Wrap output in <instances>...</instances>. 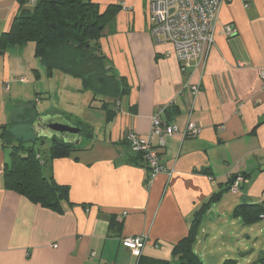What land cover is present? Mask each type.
I'll list each match as a JSON object with an SVG mask.
<instances>
[{"label":"crops","instance_id":"obj_1","mask_svg":"<svg viewBox=\"0 0 264 264\" xmlns=\"http://www.w3.org/2000/svg\"><path fill=\"white\" fill-rule=\"evenodd\" d=\"M27 1L0 0V36L29 10ZM92 1L100 11L116 7L99 41L100 52L125 78L129 92L119 100L112 121H106L90 91H84L90 92L85 110L73 111V104L68 111L40 113L35 104L47 92L34 77L42 68L34 45L0 53V264H135L121 240L141 235L147 237L141 264H180L173 247L187 237L205 205L199 225L204 217L225 213L239 198L264 209V84L257 74L264 66V0L223 3L205 65L187 69L170 44L152 39L147 0ZM227 26L234 31L230 36ZM62 74L54 71L50 78L60 77L53 96L59 93L72 102V77ZM76 90L84 93L81 83ZM171 105L170 123L179 133L163 137L161 145L155 140L163 170L149 184L144 161L130 151L124 136L133 131L147 137L153 114ZM48 114L79 125L88 140L65 158H49L52 144L45 155L39 153L43 176L68 188L58 210L3 186L10 153L3 145L34 142L33 123ZM188 122L201 127L195 137L183 136ZM17 126L24 131L17 132ZM237 175L246 182L232 194L227 188ZM111 216L122 222L121 231L109 229ZM197 234L193 251L199 256Z\"/></svg>","mask_w":264,"mask_h":264},{"label":"trees","instance_id":"obj_2","mask_svg":"<svg viewBox=\"0 0 264 264\" xmlns=\"http://www.w3.org/2000/svg\"><path fill=\"white\" fill-rule=\"evenodd\" d=\"M115 12V6L100 11L92 0H34L29 10L22 11L13 19L8 32L0 36V53L11 47L33 44L34 56L44 68L46 76L51 77L54 71H60L79 80L81 92L92 93L93 101L99 102V109L105 112L106 121L110 122L117 113L119 100L129 92L125 78L118 76L100 52L99 41ZM171 107L163 111L165 124H171ZM80 129L83 135L84 131ZM34 142L31 141L28 146L24 142L3 145L10 152L9 162L3 170V186L32 203L58 210L61 200L67 198L68 188L43 176L45 162L39 151L34 149ZM76 148L54 138L48 151L49 158H65ZM133 154L143 162L141 154ZM218 198L220 194L214 196L211 202ZM205 208L207 205L195 215L187 237L173 247L172 254L180 264H203L194 253L193 246L199 219ZM236 212L243 216L253 213L259 219L261 215L264 216V209L257 205L243 204ZM109 229L121 231L122 222L111 216ZM141 261L140 258L138 264Z\"/></svg>","mask_w":264,"mask_h":264},{"label":"built area","instance_id":"obj_3","mask_svg":"<svg viewBox=\"0 0 264 264\" xmlns=\"http://www.w3.org/2000/svg\"><path fill=\"white\" fill-rule=\"evenodd\" d=\"M148 13L152 23L150 35L156 43H168L173 47V52L182 69L203 67L207 55L214 43L215 25L218 13L227 0H147ZM33 5L34 0H31ZM225 33L230 36L234 33L229 26L225 27ZM239 67H243L241 63ZM259 78L264 84V66L257 70ZM25 82L24 77L19 78ZM8 90V86H6ZM193 94L198 87L192 86ZM164 109H158L151 117V129L147 137L143 138L129 131L124 136L132 153L141 154L149 171L148 183L163 170L160 165V157L155 149V140L160 145L165 136H173L179 133L174 124H165L162 115ZM201 131V127L193 122H188L183 136L195 137ZM171 175V173H169ZM242 175L235 176L229 185V192L238 194L244 184ZM264 219V216H260ZM147 237L144 235L127 237L121 240L122 246L127 249L138 264L142 257Z\"/></svg>","mask_w":264,"mask_h":264},{"label":"rangeland","instance_id":"obj_4","mask_svg":"<svg viewBox=\"0 0 264 264\" xmlns=\"http://www.w3.org/2000/svg\"><path fill=\"white\" fill-rule=\"evenodd\" d=\"M39 69L38 77L34 73L33 75L38 85H41L42 92H47L44 96L48 95L47 97H44L43 94L38 95V98L40 97L41 100L39 99L38 101L40 102L35 105L40 113L46 111L53 113L55 110L68 111L69 107L73 104V111L77 107H80V109L85 108V105L88 103L85 97H88L87 95L90 92H84L83 94L77 92L76 87L80 85L79 80L70 79L73 90L71 100L74 102H71L69 99H64V96H60L59 93L54 98L53 94L59 90L60 77L57 76L56 79H50L51 77L46 76L43 67H39ZM48 116L52 115L48 114ZM70 123L73 124L72 122ZM16 131H24V128L17 126ZM30 135L33 137L34 134ZM81 139L83 140V144L80 143L81 145L79 144V146L84 145L88 141L83 137ZM41 142L43 143L41 144ZM51 144L52 140L48 137L39 140L33 146L43 156ZM28 145L29 143L25 144V146ZM243 199H237L223 214H214L215 217L210 216L202 219L197 228V238L200 241H197L195 247L197 251L201 252L198 257L202 260L203 264H225L227 261H229L228 264H264V219L257 218L253 213H249L246 216L238 214L236 211L241 206ZM207 219L211 220L213 225L210 226V223H207ZM212 227L214 230H211ZM199 242H201V245H199ZM218 251H222V253ZM225 253L227 257H223Z\"/></svg>","mask_w":264,"mask_h":264},{"label":"water","instance_id":"obj_5","mask_svg":"<svg viewBox=\"0 0 264 264\" xmlns=\"http://www.w3.org/2000/svg\"><path fill=\"white\" fill-rule=\"evenodd\" d=\"M32 130L38 139L55 138L75 147L79 146L82 138L81 129L60 115L38 117ZM243 204H246V199H243Z\"/></svg>","mask_w":264,"mask_h":264}]
</instances>
